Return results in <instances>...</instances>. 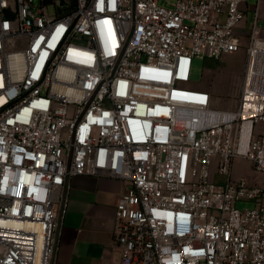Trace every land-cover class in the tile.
Wrapping results in <instances>:
<instances>
[{"label":"built area","instance_id":"2783aa9c","mask_svg":"<svg viewBox=\"0 0 264 264\" xmlns=\"http://www.w3.org/2000/svg\"><path fill=\"white\" fill-rule=\"evenodd\" d=\"M56 1L0 0V264H56L80 176L124 184L120 264H264V184L234 176L264 175L256 19L236 109L183 87L238 51L246 0Z\"/></svg>","mask_w":264,"mask_h":264},{"label":"crops","instance_id":"0c3cea01","mask_svg":"<svg viewBox=\"0 0 264 264\" xmlns=\"http://www.w3.org/2000/svg\"><path fill=\"white\" fill-rule=\"evenodd\" d=\"M242 8L245 14L249 8L254 9L250 29L255 19L260 29L264 26V0H258L254 7L246 0ZM246 25L247 14L237 31L241 40L250 31L245 29ZM124 188L121 181L109 177L80 176L72 179L70 207L62 229L56 264H120V252L114 238V214Z\"/></svg>","mask_w":264,"mask_h":264},{"label":"rangeland","instance_id":"374dc122","mask_svg":"<svg viewBox=\"0 0 264 264\" xmlns=\"http://www.w3.org/2000/svg\"><path fill=\"white\" fill-rule=\"evenodd\" d=\"M62 1V0H61ZM74 1V0H67ZM176 0H160L159 4L167 8H172ZM258 0H247L248 5L256 6ZM42 0H34L36 6L40 5ZM59 1L47 4L48 13L53 16L56 13ZM247 27L249 30L254 17V9L247 11ZM260 37L264 40V26L260 29ZM242 39V38H241ZM247 37L240 42L238 51L232 55L224 56L220 61L211 62L208 59H195L192 68L191 82L184 85L187 89H206L213 97L212 107L217 109L234 110L237 108L241 96L243 85L244 65L246 60ZM234 165V176H244L251 182L259 185L264 184V175L256 173L252 165L244 160L237 159ZM213 181L222 182V178L217 175V168L212 167ZM237 208L244 210L253 207L250 201H238Z\"/></svg>","mask_w":264,"mask_h":264},{"label":"trees","instance_id":"16d2710c","mask_svg":"<svg viewBox=\"0 0 264 264\" xmlns=\"http://www.w3.org/2000/svg\"><path fill=\"white\" fill-rule=\"evenodd\" d=\"M54 0H46V4L53 3ZM74 8V1L71 2L70 7L63 9L64 12L72 10Z\"/></svg>","mask_w":264,"mask_h":264},{"label":"bare ground","instance_id":"6f19581e","mask_svg":"<svg viewBox=\"0 0 264 264\" xmlns=\"http://www.w3.org/2000/svg\"><path fill=\"white\" fill-rule=\"evenodd\" d=\"M249 125H250V123H247V124H246V128H247V129H249Z\"/></svg>","mask_w":264,"mask_h":264},{"label":"water","instance_id":"95a60500","mask_svg":"<svg viewBox=\"0 0 264 264\" xmlns=\"http://www.w3.org/2000/svg\"><path fill=\"white\" fill-rule=\"evenodd\" d=\"M7 15L9 16V13H7Z\"/></svg>","mask_w":264,"mask_h":264}]
</instances>
